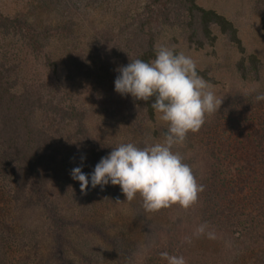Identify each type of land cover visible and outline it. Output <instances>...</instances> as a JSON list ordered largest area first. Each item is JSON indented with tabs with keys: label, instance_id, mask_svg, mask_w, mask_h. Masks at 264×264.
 <instances>
[{
	"label": "trees",
	"instance_id": "1",
	"mask_svg": "<svg viewBox=\"0 0 264 264\" xmlns=\"http://www.w3.org/2000/svg\"><path fill=\"white\" fill-rule=\"evenodd\" d=\"M21 1V15L0 8V264H168L164 251L187 264H264V100L255 99L264 93V61L236 24L197 0H144L85 33L71 9L109 12L117 0ZM165 31L195 49L223 38L238 54L239 76L259 86L228 96L226 111L198 132V202L147 212L139 194L129 202L119 185L89 183L85 194L71 171L91 174L118 146L90 133L82 95L108 82L105 92L118 96L117 69L154 59ZM153 100L136 101L141 122L155 120ZM68 128L84 142L70 155ZM125 203L129 213H108ZM205 222L215 239L193 235Z\"/></svg>",
	"mask_w": 264,
	"mask_h": 264
},
{
	"label": "clouds",
	"instance_id": "2",
	"mask_svg": "<svg viewBox=\"0 0 264 264\" xmlns=\"http://www.w3.org/2000/svg\"><path fill=\"white\" fill-rule=\"evenodd\" d=\"M154 51L155 58L150 61L130 59V63L120 66L115 90L124 96L130 94L135 100L147 102L154 98L151 107L167 125L163 139L145 142L144 147L121 143L101 158L91 174L84 173L81 166L72 169L71 175L85 194L89 183L102 189L111 183L121 187L129 202L139 194L147 212L176 204L188 209L198 202L205 185L198 181L185 156L175 149L184 144L189 132L201 129L207 116L219 111L223 98L199 75L191 55L164 44L157 45ZM255 99L264 100V93ZM193 235L216 238L206 222L198 225ZM160 255L168 264H187L183 255H170L167 251Z\"/></svg>",
	"mask_w": 264,
	"mask_h": 264
},
{
	"label": "rangeland",
	"instance_id": "3",
	"mask_svg": "<svg viewBox=\"0 0 264 264\" xmlns=\"http://www.w3.org/2000/svg\"><path fill=\"white\" fill-rule=\"evenodd\" d=\"M144 0H117L113 11L105 12L90 4L83 9H71L70 15L79 20L84 28L85 33L96 30L98 27L106 26L107 22L113 21L115 13L120 12L122 8L135 10ZM198 3L213 7L230 18L238 27L240 36L250 51L255 52L264 61V0H197ZM0 8L5 12L16 13L21 15L26 8L21 0H0ZM45 14V13H44ZM46 16V15H45ZM165 31L160 37L158 45L164 44L175 48L177 52H184L191 55L197 62V69L205 72L201 75L210 82L213 90L218 97L223 98L219 111L207 116V127L203 126L199 131L208 132L211 124L218 115L226 111L227 97L235 92H250L255 90L259 83L245 81L239 76L235 69L234 63L238 54L226 44L221 38L214 47L204 49L190 48L182 37L177 38ZM59 78L63 80V74L59 72ZM97 85L96 82L92 83ZM99 89H93V92L86 91L82 95V102L89 108L88 128L90 133L98 139L108 144L119 145L121 143H137L142 141L143 144L160 141L167 131V125L158 119V114L153 122H141L140 114L136 110V101L130 94L127 96L111 95L105 92L108 82L99 83ZM105 94V95H103ZM214 119V120H213ZM198 131V132H199ZM198 132H189L183 145L177 146L176 151L185 156V162L190 163L193 171L203 170L204 153L195 143ZM62 138L65 143L70 144L74 154L78 144H84L73 135L71 128L65 130ZM131 203L120 204L117 208H112L108 213L119 212L121 215L130 212ZM144 245H146L144 243ZM146 247H141L138 254H142Z\"/></svg>",
	"mask_w": 264,
	"mask_h": 264
}]
</instances>
